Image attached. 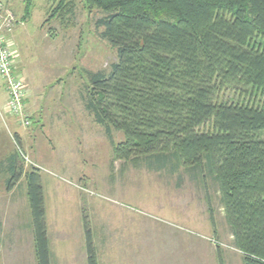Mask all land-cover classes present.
Instances as JSON below:
<instances>
[{
  "label": "trees",
  "instance_id": "1",
  "mask_svg": "<svg viewBox=\"0 0 264 264\" xmlns=\"http://www.w3.org/2000/svg\"><path fill=\"white\" fill-rule=\"evenodd\" d=\"M86 4L105 14L96 26L117 52L108 75L86 72L85 97L114 158L185 168L205 185L204 176L213 177L244 264H264V105L256 101L264 98V0ZM59 8L74 14L72 0ZM229 91L240 98L226 99ZM19 143L8 162V191L26 178L37 262L52 264L40 169L18 165ZM83 226L87 264H100L88 215Z\"/></svg>",
  "mask_w": 264,
  "mask_h": 264
},
{
  "label": "rangeland",
  "instance_id": "2",
  "mask_svg": "<svg viewBox=\"0 0 264 264\" xmlns=\"http://www.w3.org/2000/svg\"><path fill=\"white\" fill-rule=\"evenodd\" d=\"M59 1L9 0L5 6L3 31L14 43V73L24 90L22 115L6 111L5 95L0 100L2 222L7 221L3 219L6 210L19 209L33 227L26 178L12 191L7 185L9 158L20 141L25 158L18 165L26 172L34 165L40 169L48 220L60 204L69 233V228H76L72 218L83 220L88 215L100 264H244L213 177L206 174L205 185L185 168L172 172L171 166L158 170L149 168L145 160L134 164L114 158L110 141L85 109L86 72L108 75L117 62L116 50L101 38L103 29L96 26L105 14L90 9L86 0H72L74 14H65ZM1 88L6 93L2 79ZM225 98L240 97L229 91ZM256 101L264 105L263 97ZM122 139L114 132L115 143ZM55 185L62 188L59 196L67 195L69 201H56ZM73 201L78 203L80 216L76 215L77 204L71 208ZM51 244L54 252L62 248L59 243ZM8 248L3 250V264H13L12 258L20 261L16 251ZM69 248L66 244L64 253ZM71 250L73 264H82L77 239Z\"/></svg>",
  "mask_w": 264,
  "mask_h": 264
},
{
  "label": "crops",
  "instance_id": "3",
  "mask_svg": "<svg viewBox=\"0 0 264 264\" xmlns=\"http://www.w3.org/2000/svg\"><path fill=\"white\" fill-rule=\"evenodd\" d=\"M3 95H5L6 97L4 101V105H5L6 104L5 102H7V93H5L4 90H2L1 88L0 89V100L3 99L2 98ZM54 117H55V120L56 119L59 120L58 123H61L62 120L61 118H59V115L55 114ZM61 189L62 188L59 187V185H55L52 188L53 196L56 195V193L59 192ZM58 197L59 199L56 200L58 203H61L60 199H66L69 201L67 195L59 196L58 194ZM47 202H48V198L45 195L47 225H48V238L50 241V249H51V263L61 264L62 257L64 258V254H67V253L68 254L67 256L65 255V260L63 261V263L64 264H73V262L76 263L74 259V252H72L71 250V243L73 242L74 239H77L78 249L82 247V252L80 256H82V258L85 259V262L82 259L81 263L87 264L84 227H83V220H81L82 217L71 219V221L76 219V228L73 229L76 231H73L71 228H69V233H68L67 230H68L69 225L68 224L66 225L65 223L66 218L63 217L64 215L61 211L62 210L61 205L59 204L55 206L53 210L54 214L52 216L51 221H49L48 212H47V209H48ZM7 204L8 206H10V204L13 205L12 202L10 203L7 202ZM75 204H77V207L75 208L76 215L80 216V210L78 207V203H75L73 201V203L70 204L72 205L71 208L74 209ZM4 207H5V203H4ZM65 210L67 209L65 208ZM66 212L68 214V212L70 213L71 211H66ZM5 213L7 216L4 214L3 219L6 218L7 221L2 222V219L0 218V238H1L0 264H3L2 262L3 250L7 247H9L8 249L12 250V252L16 251L15 254L17 253L20 257V261H17V262L15 259L13 260L12 258L11 261L13 262V264H38L37 258H36V251H35L34 230H33V227L30 225L29 219L25 221L19 209L12 210L10 213L6 210ZM25 222H27L28 224H26ZM77 222H80V223H77ZM65 235H67V237H65ZM3 237L7 238L6 243H3ZM26 237H28L27 240H26ZM51 241L53 243H59L62 247L61 250H58L55 248V252H54ZM65 241L67 242L65 243ZM27 243H28V246L26 245ZM66 244L69 245L70 248L68 249L67 253H64L63 249H65ZM22 246H24V248H20ZM15 254L13 255V257L15 256ZM67 257H70V258H67ZM67 261L69 262L66 263Z\"/></svg>",
  "mask_w": 264,
  "mask_h": 264
},
{
  "label": "built area",
  "instance_id": "4",
  "mask_svg": "<svg viewBox=\"0 0 264 264\" xmlns=\"http://www.w3.org/2000/svg\"><path fill=\"white\" fill-rule=\"evenodd\" d=\"M9 0H0V79L5 81L8 100L5 108L7 112L22 115L21 105L23 98V86L14 73L17 55L13 49V42L9 41L3 31L5 6ZM25 158V156L23 155ZM23 158V159H24Z\"/></svg>",
  "mask_w": 264,
  "mask_h": 264
},
{
  "label": "bare ground",
  "instance_id": "5",
  "mask_svg": "<svg viewBox=\"0 0 264 264\" xmlns=\"http://www.w3.org/2000/svg\"><path fill=\"white\" fill-rule=\"evenodd\" d=\"M26 97V96H25ZM26 99V98H25Z\"/></svg>",
  "mask_w": 264,
  "mask_h": 264
}]
</instances>
